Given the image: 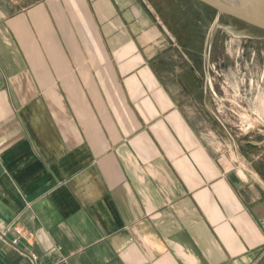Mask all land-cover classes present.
Returning <instances> with one entry per match:
<instances>
[{
	"label": "crops",
	"instance_id": "1",
	"mask_svg": "<svg viewBox=\"0 0 264 264\" xmlns=\"http://www.w3.org/2000/svg\"><path fill=\"white\" fill-rule=\"evenodd\" d=\"M166 3L0 5V264H264V180L202 132Z\"/></svg>",
	"mask_w": 264,
	"mask_h": 264
},
{
	"label": "rangeland",
	"instance_id": "2",
	"mask_svg": "<svg viewBox=\"0 0 264 264\" xmlns=\"http://www.w3.org/2000/svg\"><path fill=\"white\" fill-rule=\"evenodd\" d=\"M35 1L0 5L13 13ZM162 8L181 43L178 55L170 54V67L198 75L193 78L201 91L194 99L200 106L191 111L200 116L202 132L215 140L218 154H231L233 166L264 180V30L201 0H167ZM190 83L186 78L185 85Z\"/></svg>",
	"mask_w": 264,
	"mask_h": 264
},
{
	"label": "water",
	"instance_id": "3",
	"mask_svg": "<svg viewBox=\"0 0 264 264\" xmlns=\"http://www.w3.org/2000/svg\"><path fill=\"white\" fill-rule=\"evenodd\" d=\"M220 12L229 14L243 22L264 30V0H251L247 2V8L238 10L231 5L219 0H201Z\"/></svg>",
	"mask_w": 264,
	"mask_h": 264
},
{
	"label": "bare ground",
	"instance_id": "4",
	"mask_svg": "<svg viewBox=\"0 0 264 264\" xmlns=\"http://www.w3.org/2000/svg\"><path fill=\"white\" fill-rule=\"evenodd\" d=\"M223 1V3H226L228 5L233 6L234 8L238 10H242L247 8V2H251V0H219Z\"/></svg>",
	"mask_w": 264,
	"mask_h": 264
},
{
	"label": "built area",
	"instance_id": "5",
	"mask_svg": "<svg viewBox=\"0 0 264 264\" xmlns=\"http://www.w3.org/2000/svg\"><path fill=\"white\" fill-rule=\"evenodd\" d=\"M16 231H17L18 236L16 238H14L13 241H12L13 244H15V245L18 243V241H19L20 238L26 237L23 230L17 228ZM30 258H31V260L33 262H35L37 256H36L35 253H30Z\"/></svg>",
	"mask_w": 264,
	"mask_h": 264
}]
</instances>
